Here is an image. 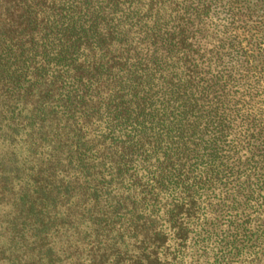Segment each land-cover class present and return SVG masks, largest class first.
Listing matches in <instances>:
<instances>
[{
    "label": "trees",
    "instance_id": "obj_1",
    "mask_svg": "<svg viewBox=\"0 0 264 264\" xmlns=\"http://www.w3.org/2000/svg\"><path fill=\"white\" fill-rule=\"evenodd\" d=\"M0 139L5 264H264V0H0Z\"/></svg>",
    "mask_w": 264,
    "mask_h": 264
},
{
    "label": "rangeland",
    "instance_id": "obj_2",
    "mask_svg": "<svg viewBox=\"0 0 264 264\" xmlns=\"http://www.w3.org/2000/svg\"><path fill=\"white\" fill-rule=\"evenodd\" d=\"M19 145L17 147L13 148L12 147L13 145H10L8 142L2 141V139H0V154L3 152H9L10 150H13V149L18 150ZM6 209H7V207L5 206L4 202L2 200H0V214L2 212H5ZM0 246H2L1 248L6 251V255H9L11 252L15 251V247H12L6 241L1 240ZM5 263H6L5 261L0 260V264H5Z\"/></svg>",
    "mask_w": 264,
    "mask_h": 264
}]
</instances>
